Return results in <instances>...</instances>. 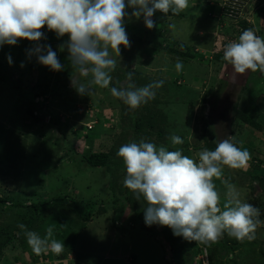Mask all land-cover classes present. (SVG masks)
Here are the masks:
<instances>
[{
    "label": "rangeland",
    "instance_id": "obj_1",
    "mask_svg": "<svg viewBox=\"0 0 264 264\" xmlns=\"http://www.w3.org/2000/svg\"><path fill=\"white\" fill-rule=\"evenodd\" d=\"M214 1V7L218 8V3L221 0ZM205 2L206 0H204ZM198 10L197 8L190 9V11L196 12ZM127 11L130 18L125 19V24L128 22L130 25H126L125 29L130 47L121 46L120 57L113 53V58L117 60V66L111 73L112 81L109 88L93 86L90 96L80 95L75 90V84L86 82V78H80L78 71L72 67L66 47L61 51L60 46H58V44L66 43L67 36L58 38L54 32L48 31L46 26L43 29L48 40L49 37L52 38L53 40L51 39L50 42L56 46L55 52L63 66L59 72L52 71L48 67L44 68L45 66L37 62L35 55L29 57L28 51L34 48L38 42L20 40L16 45L5 44L0 46V59L5 58L8 63L9 57L22 55L18 62L17 59L15 63L11 62L13 66L9 67L13 73L6 71L5 75L0 70L2 74L0 75V196L3 199L6 197L14 199L16 198L14 192H16L18 201L27 198L26 202L29 203L33 199L30 197L34 195L47 200L65 196L81 201L84 205L88 204L92 208L90 213L92 219L83 228H81L82 223L66 216H61L59 220L47 221V228L55 226L57 230L56 226H58V230L62 228L64 231L61 234L62 231L57 232L60 235L55 236L53 234V238L63 242L64 251L70 253L67 254L68 256H62L65 263L67 261L66 264H131L132 258L129 256L134 257L132 264H179L181 261L183 264H202L201 260L198 261V259H202L204 264H231L236 256L226 253L222 242L228 239V235L225 234L218 242L208 245L193 241L191 248L199 249V252L195 253L189 249L184 252L180 250L176 254L166 244L157 242V236L153 238L136 226L128 227L127 225L130 224H127L128 220L125 216V229H121L124 231H117L115 223H113L114 225L111 223V214L114 209L111 202H119L123 199V195H112L109 190L110 179L106 168L91 167L86 163V158L94 152H108L118 146L120 148V144L123 143L122 141L120 143L119 139L125 135L127 129L133 128L132 116L127 117L132 109L121 100L113 97L110 88L126 87L129 70L133 66H140L146 75L154 77L153 81H164L162 87L155 89L154 99H161L159 109L167 114L169 127L175 129L177 124H180L178 123L180 118L182 121L184 120L187 126L189 135L183 139L184 143L187 144L179 145L178 149L182 150L184 155H188L186 151L191 150L190 145H203L202 136H207L216 143L229 136H234V142H239L238 146H241V149L247 146L256 148V151L251 155L262 161L264 160V73L249 71L242 76H237L236 81L233 82L231 65L224 61L223 56L221 60H214L213 58L212 62L209 60L207 63H202L196 58H179V55L183 54L184 51L191 55L190 53H193L194 50L200 54L205 53L207 57L211 56L208 54L210 52L206 51H214V47H202L199 44L200 38L196 33L202 22L212 21L206 15V20L202 21L190 13H186L183 18L173 14L168 18L163 17L160 12H156L153 18L156 26L152 30L157 29V31L152 37L158 32V40H151L152 37L149 35L147 38H142L136 42V40H132L131 36L139 32L133 27L140 26L136 25L139 19L131 17L130 9ZM259 15L258 10L254 9L243 18L252 22L254 32L258 36L264 37V31L261 28L264 26V19ZM212 17L216 19L218 15ZM170 25H175V27H170ZM223 27L221 29H224ZM235 29V27H231L227 34L222 36L223 39L227 42L237 40L241 33ZM212 35L215 44L222 40L217 31L213 32ZM141 36H143L142 33ZM175 38L185 43L188 42V46L168 42L169 39L175 40ZM24 41L28 43L27 46H23ZM138 44L148 48L149 55L138 52V47H140ZM20 48L23 51H20ZM153 49L155 50L153 51ZM169 49L176 51L177 55L170 53ZM150 59L153 61L145 62ZM177 60H180L184 66L179 72L175 69ZM143 62L145 63L142 65ZM22 64L23 67H21ZM33 66L39 72L44 68L40 75L44 73L45 76H52L53 73H56L57 85L52 98H50L52 101H49V106L65 120L72 119L70 121L72 132H69L70 129H65V132L61 133L55 126L56 124H49L44 126L45 134L39 137L37 128H33L28 131L31 139V144H29L23 134H21L22 140H20V131H18L20 128L14 127L23 110L32 109L31 111L34 113L39 108V105L36 104L37 99L29 91L34 86V82H27L37 78L36 76L33 77L35 75ZM67 74L71 76H67ZM135 76L133 73L134 79ZM19 77L23 79L20 84L21 89L25 88L24 84L27 83L28 90L19 92L15 89V85H17L15 78ZM132 82L135 83L133 80ZM140 86H145V84L141 83ZM22 96L26 101L23 100ZM153 100L147 104H142V106L150 105ZM69 101L73 110L65 112L64 107L70 106L68 105ZM73 113L75 118H73ZM240 113H250L249 117L256 121L262 130L252 129L251 126L242 122ZM27 121L33 125L30 117H27ZM123 122H126L124 126L122 125ZM3 125L12 126V130ZM86 125H91L93 131L87 133ZM205 132L207 133L205 134ZM204 141L207 142V139ZM187 145H189L188 149L186 148ZM119 148L115 151L112 169H116V163L120 162V158L117 156ZM196 154H194V158L197 159ZM255 162L253 163L255 164ZM251 164L248 169L251 168ZM256 165L259 164L256 162ZM261 165L264 166V164ZM120 169L123 172L122 164ZM225 170L228 173L225 175L224 171L223 174L227 180H231L233 177L232 181L238 185L236 187L244 201L256 207L263 201L262 188L250 177V170L248 173L246 170L229 168ZM224 175L223 179H225ZM214 182L221 196L222 207L223 201L226 199L227 189L221 180ZM101 211L106 212L101 213ZM260 219L264 220L262 211ZM47 228L44 225L40 229L43 231V236ZM164 228L168 232L167 234L164 233L166 239L171 229ZM38 234L41 235L39 232ZM255 240L259 246L251 249L253 251L252 258L249 257L246 262L243 248V250L235 251L234 254H239L236 261L244 260L242 264L244 262H246L245 264H256L254 259H261L260 251L264 252V226L257 229ZM183 243H186L185 246H189V243L184 239L182 240V248ZM211 246H216L215 250ZM8 254H10L7 256L9 259L10 256L15 255L14 252L13 254L8 252ZM48 254L54 255L51 252ZM60 263L59 259L57 264ZM0 264L9 263L3 259Z\"/></svg>",
    "mask_w": 264,
    "mask_h": 264
},
{
    "label": "clouds",
    "instance_id": "obj_2",
    "mask_svg": "<svg viewBox=\"0 0 264 264\" xmlns=\"http://www.w3.org/2000/svg\"><path fill=\"white\" fill-rule=\"evenodd\" d=\"M188 7L189 0H0V46L16 45L20 40L39 42L45 38L42 32L45 26L58 38L67 36L61 50L66 47L72 67L86 78V82L75 84V90L90 96L93 86L109 88L111 73L117 66L113 53L120 57L121 46L130 47L125 29V19L130 18L128 9H132L131 17H142L145 27L151 30L156 26L153 20L156 12L178 15ZM222 51L224 61L231 65L233 82L249 71L264 73V37L252 29H245L237 40L227 42ZM28 55H35L39 64L52 71L62 70L50 45L36 43ZM183 67L177 60L176 71ZM133 73L128 72L126 87H111L110 91L135 110L153 100L155 89L162 87L164 81L137 87L132 82ZM169 139L172 145L184 143L178 135ZM234 141L235 137L229 136L218 142L214 150L204 148L196 154L197 159L184 155L182 150L157 147L143 139L121 145L117 156L126 169L123 185L137 199L143 197L146 201V226L168 227L174 236L205 245L218 242L225 233L238 241L254 240L257 229L264 226L260 209L244 201L237 187L223 179L225 167L247 170L250 166L251 153ZM215 180H221L227 189L222 207ZM18 227L32 252L45 256L36 264L58 263L48 253L60 255L65 246L53 238V227H48L43 237L28 231L24 224ZM60 261L67 263L63 258Z\"/></svg>",
    "mask_w": 264,
    "mask_h": 264
},
{
    "label": "trees",
    "instance_id": "obj_3",
    "mask_svg": "<svg viewBox=\"0 0 264 264\" xmlns=\"http://www.w3.org/2000/svg\"><path fill=\"white\" fill-rule=\"evenodd\" d=\"M220 3L221 1L218 3V5H220ZM233 13L234 11H230L229 9L226 11L225 14L229 15ZM259 14H260L259 16H262L264 19V8H261L259 10ZM168 15L171 16L172 13ZM178 17L183 18V16H178ZM210 19L212 20V18ZM223 20L224 19H221V21ZM221 21H219L217 18L213 21V22H216V31L221 36L222 40L212 45V48L214 47V51H206V52H210L208 54H210L212 57L211 56L207 57L205 53L200 54L194 50L193 53L192 52L190 53L191 55H189L187 51H184L183 54L179 55V58L181 59L196 58L198 59V61L202 63H205V62L207 63L209 60L212 62L213 58L214 60H219V59L221 60L223 56V51H222L223 45L227 43V41H225L222 36L224 34H227L228 30L231 27H235L236 28L235 30L240 31V33H242L245 29H252L254 31L253 25L245 21L235 23V24H232V23L227 24L226 27L222 26L223 22ZM133 27L136 28V30H139V32L137 34L132 35L131 38L132 40L134 41L136 40V42H138L139 40H141L140 34H139L141 32V28L135 27V26ZM221 27H223L224 29H221ZM261 28L264 31V26H261ZM51 39L52 38L49 37V40H48V38L45 36V39L43 40L42 45H50L51 49L55 52L56 50L54 48H56V46L50 42ZM27 44L28 43L26 41L23 42V46H27ZM138 45L140 46L138 47V50H139L138 52L149 55L148 48H144L140 44ZM169 50H170L169 51L170 53L172 54L175 53V55H177L176 51H172L173 49H169ZM20 51H23L22 48H20ZM19 57H22V55L20 54ZM19 57L11 56L12 58L11 62H15L16 59L18 62ZM57 58H58V54H57ZM152 61L153 60L150 59L145 62L150 63ZM145 62H143L142 65ZM4 64H7L8 66H13V63H11L10 65L8 62H6L5 58H2L0 59V70L2 71L5 69L3 67ZM34 68H35L34 69L35 75L33 77L36 76L37 78L30 79L27 81V82H31V81L34 82V86L32 88L29 89L28 87H26L27 86L26 85L27 83H26L24 84L25 88L21 89L20 84L23 81V79L21 78L22 77L21 74H19L21 77L15 78V81L17 82V85H15V89L21 90V91L22 90L26 91L29 89L32 96L37 99L36 104L39 105L37 112L34 111L33 113L31 111L32 109L27 110L26 115L30 117L33 121V125L31 124L30 125L34 126L35 129L37 128V131H38L37 135L39 137L45 134L43 130L44 126L49 125V124H52V125L56 124L55 126L61 133L65 132L64 131L65 129L67 130L70 129L69 132H72L71 125H70V121H72V119L65 120L64 118H62L61 115L58 116V114L55 113L54 110L49 106V101L50 102L52 101V99L50 100V98H52L54 91H55V86L57 85V79L55 76L56 73H53L52 76H49V75L45 76L43 75L44 73L40 75V72L42 71V69L44 70V68L46 67L42 68L40 72L37 71L36 67ZM129 71L134 72V74L136 75L135 79L134 77H132V80L136 83L137 87L140 86L141 83L147 85L153 82L152 79L154 77L146 75L140 66H137V67L135 66V69H131ZM67 76H71V75L67 74ZM160 102H161V99L159 98L154 99L150 105H146V106L141 105L138 109L131 110L132 111L130 113L131 115L126 114L127 117L132 116L133 128L131 127L130 129H127L125 131V135L119 139L120 141L119 140L118 141L120 143L122 141V143L125 144V143H129L133 141L139 142L141 139H143L145 141L156 144L157 147L165 146V147H169L168 148L169 150H178L179 145H172L169 137L171 135H178L182 139H185L189 135L187 126L184 120L182 121V119L180 118L178 119L179 121L178 123L180 124H177L175 129H173V127H169V118L167 114L162 109H159L161 105L159 104ZM163 107L165 108L164 105ZM190 108H192L191 105H190ZM123 112L126 113L125 110H123ZM249 114L240 113V119L242 120V122H244L248 126H251L250 128L252 129L262 130V128L258 127V123H256V121H254L253 119L249 117L250 116ZM124 117L126 118V116ZM73 118H75V116ZM45 119H47V121H45ZM126 122H123L122 125L124 126ZM29 130H32V128ZM91 131L93 130H88V131L86 130L87 133ZM206 133L207 132H205V134ZM21 134H23V136L27 135L25 131H20L19 136H21ZM201 138L203 139V141H201L203 145H200V146L190 145L191 150L186 151V153L188 154L187 156H189L190 158L196 159L194 158V154L198 153L204 148H207L209 150L215 149L216 144H217L216 142L212 141L207 136L206 137L202 136ZM205 139H207V142L204 141ZM238 143H236L237 146L239 145ZM183 144H187V143H183ZM238 147L241 148V146H238ZM117 148H119V146ZM186 148L188 149L189 145H187ZM243 148L247 149L251 154H253L254 151H256V148H249V146L243 147ZM116 149L113 148L108 152H102V151L94 152L86 158V163L89 166L94 167V168H106L108 172V176H109L108 178L110 179L109 190L111 194L114 196H118L120 194L123 195V199H121L119 202H114V203L111 202V206H114V209L112 210V214H111L112 215V218H111L112 225H114L113 223H115L117 231L119 232L124 231L121 229H125L124 228L125 226L124 216H125L128 220L127 224L131 225V226L127 225L128 227L132 228V226H136V227H139L141 230H143L148 235L153 236V238L157 236V239L155 238L157 242L161 244H166L176 254L180 250H183L184 252L185 250H189V249H191L192 251H195V253L197 251L199 252V249L195 250L191 248L193 247L192 245L193 241L186 240L189 243V246L187 247L184 245L186 243H183V248H182V240H184V238L174 236L172 230L165 239L164 233L165 234L168 233L167 229L159 225H152L151 227L146 226L144 222V209L147 207V203L143 199V197H140L139 199H137L135 193H133L131 190L124 187L123 180L126 176V169H125L124 164L122 163L121 158H120V162L116 163L117 168L112 169V161L114 160L113 157L115 156L114 154H115ZM251 159H252L250 161V164L252 163L251 168L247 169L246 172L248 173L249 172L248 170H250L249 172L250 177L255 182L259 183V186L262 188V192L264 194V166L262 167L261 165V164H264V160L261 161L258 157H255V156H252ZM255 161L259 165H256ZM253 162H255V164ZM121 164L124 169L123 172L120 169ZM254 167H256L255 171H253ZM226 168L227 167L224 168L225 172L223 171L225 175L228 173V171L225 170ZM225 175H224L225 180H227ZM232 178L230 180L228 177L229 179L228 181L235 185V183H233L232 181L233 180ZM235 186H238V185H235ZM14 194L16 195V198L14 199L7 198V197L6 199H3L0 196V261L3 259H6L9 264H36L40 258L45 257L43 254L37 256L36 254L32 252L31 248L27 244V240L24 235V232L18 227V224H24L28 231H34L37 233L38 232L41 233V237H42L43 231H41L40 229L43 228L44 225L47 228L46 224H47V221L49 220H52V219L59 220L61 216H66V217H70L71 219H74L77 222L82 223L81 228H83L85 227L86 223L90 222L92 219L91 214H90L92 208L89 207L88 204L84 205L81 201H78L70 197L58 196L50 200H47V199L41 198L38 195H34L30 197V199L31 198L33 199L29 203V202H26L27 198L24 199L23 201L22 200L18 201L17 200L18 194L16 192H14ZM19 194H20V191H19ZM69 198L70 200L67 201V199ZM257 207L260 209V213L261 211L263 212V216H264V199L263 201L260 202V204L257 205ZM105 212L106 211L104 212L101 211V213H105ZM51 227H53L54 229L55 236L57 234L60 235L61 233L64 232L62 228L58 230V226H56L57 230L55 229V226H51ZM57 232H60V234ZM45 234H46V231H45ZM225 235H227V233H225ZM222 242H223V246L225 248L226 253L229 255L236 256V258L239 254H234L235 251L238 249L243 250L244 248V253H245L244 255H246V258H245L246 262H247V259H249V257L252 258V255H253L252 248L259 246L257 240L238 241L235 238L230 237V236H228V239L226 241H222ZM215 247L216 246H211L213 250H215ZM65 251H63L60 255L49 254V257L52 260H59L62 258V256L70 254L67 251L66 252ZM8 252H11V254H13L14 252L15 255L13 254L12 256H10V259H9L7 257L8 255H10L8 254ZM260 255L262 256V257L260 256L261 257L260 260L254 259L255 262H257L256 264H264V252L262 250L260 251ZM131 257H132V261H131V264H132L134 263V257L133 256ZM236 258L234 261L232 260L233 262H231V264H240V262L241 264L243 263L244 260L236 261ZM246 262H244V264ZM51 264H55V263H51ZM179 264H183V261H181Z\"/></svg>",
    "mask_w": 264,
    "mask_h": 264
},
{
    "label": "crops",
    "instance_id": "obj_4",
    "mask_svg": "<svg viewBox=\"0 0 264 264\" xmlns=\"http://www.w3.org/2000/svg\"><path fill=\"white\" fill-rule=\"evenodd\" d=\"M215 3V1L214 0H206V2L204 3V0H196V2H195V0H189V7L187 8V9H185L184 11H182L181 13H179L177 16H185L186 15V13H190L191 15H194V16H196V17H198L200 20H202V21H205L206 20V18H205V15H206V17H209L208 15H210V14H212V13H215V15H218V13H219V9L217 10V8H215L214 7V4ZM206 4V5H205ZM194 8H197V9H199L198 10V12H196V11H190V9H194ZM130 11H132L131 9H130ZM170 14V13H169ZM163 15V17H170V15H168V16H165L164 14H162ZM155 16V15H154ZM154 16H153V18H154ZM173 17H175V16H173ZM212 17V16H211ZM211 20V19H210ZM212 20H213V18H212ZM215 20V19H214ZM213 20V21H214ZM213 21H205V22H202V24H201V26L200 27H198L197 28V35H198V37L200 38V41H199V44L202 46V47H207V48H211L212 47V45L215 43V42H213V32H215L216 31V22H213ZM126 25H130L128 22H126V24H125V26ZM135 25V24H134ZM136 25H140V26H135V27H140L141 28V32L139 33L140 34V38L142 39V38H147V36H153L154 35V33H155V31H157V29H155V31H153L152 29L151 30H149V29H147L146 27H145V24H144V22H143V18L141 19H139L138 20V22L136 23ZM168 32H169V29H168ZM141 33H142V35L143 36H141ZM148 34V35H147ZM158 32L156 33V35L154 36V37H152V39L151 40H155V41H157L158 40ZM176 40V41H175ZM175 40H171V39H169V43H171V44H178V45H180V46H188L187 45V43L188 42H183V41H181V40H179L178 38H175ZM216 40V39H215ZM58 44V43H57ZM59 45V44H58ZM59 46H61V45H59ZM153 47H155V46H153ZM61 48V47H60ZM155 49H156V47H155ZM155 49H153V51L155 50ZM62 51V50H61ZM159 56V55H158ZM160 57V56H159ZM15 63V62H14ZM4 70H5V72H4V70L1 72V73H4L5 75H6V71H8V72H10V73H13V71H11L12 69L6 64L5 66H4ZM131 69H135V66H133V67H131ZM156 71V70H155ZM0 73V75H2ZM3 74V75H4ZM21 90H19V92H20ZM21 92H23V90L21 91ZM22 98H24L23 96H22ZM24 101H26V99L24 98L23 99ZM76 103V102H75ZM68 105H70V106H65L64 107V110H65V112L67 111H72L73 110V106H72V104H71V102L69 101V104ZM25 108V107H24ZM74 108H75V105H74ZM21 109H23V108H21ZM27 110H23L21 113H22V115H21V117H18V120H16V125H15V127L14 128H17V127H19L20 129L18 130V131H25L26 133H27V135H25L24 137H25V140H26V142L27 143H29V144H31L30 143V137L28 136V133H30V132H28V131H30L29 129H33V128H35L34 126H31L30 125V122H26V119H27ZM73 116H75V114L73 113L72 114ZM76 117V116H75ZM5 128H7V129H10V130H12V126H8V125H3ZM23 137V136H22ZM19 138H20V140H22L21 139V137L19 136ZM21 142V141H20ZM29 144H28V146H29ZM31 149V148H30ZM129 257H131V256H129ZM132 258V257H131ZM130 264V263H129Z\"/></svg>",
    "mask_w": 264,
    "mask_h": 264
},
{
    "label": "built area",
    "instance_id": "obj_5",
    "mask_svg": "<svg viewBox=\"0 0 264 264\" xmlns=\"http://www.w3.org/2000/svg\"><path fill=\"white\" fill-rule=\"evenodd\" d=\"M219 13L217 19L221 21V19H224L223 25L225 24V27L227 24H235L242 21L251 23L249 20H245L243 17L248 14L251 10H259L261 8H264V0H221L220 5L218 6ZM234 11L233 14H225L227 10ZM214 16V15H213ZM226 17V18H225ZM243 18V19H242ZM222 25V26H223ZM42 32L44 33V30L42 29ZM45 37V34H44ZM45 38L41 39L38 43L42 45V42ZM86 130H92L91 125H86ZM201 260L202 264H204V261L202 259H198V261Z\"/></svg>",
    "mask_w": 264,
    "mask_h": 264
}]
</instances>
